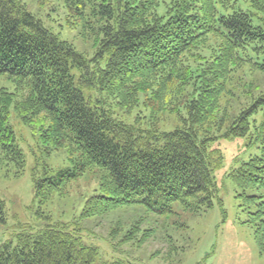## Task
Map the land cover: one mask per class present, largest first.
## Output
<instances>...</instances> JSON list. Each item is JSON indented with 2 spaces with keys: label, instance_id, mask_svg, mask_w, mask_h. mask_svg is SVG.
I'll return each instance as SVG.
<instances>
[{
  "label": "trees",
  "instance_id": "1",
  "mask_svg": "<svg viewBox=\"0 0 264 264\" xmlns=\"http://www.w3.org/2000/svg\"><path fill=\"white\" fill-rule=\"evenodd\" d=\"M70 1L83 33L93 38L90 57L21 0H0V74L10 73L17 83L15 93L0 90V147L18 167L16 176L26 161L8 122L12 111L51 149L70 144L71 167L34 171L40 205L86 172L97 173L99 190L85 200L79 220L151 198L170 204L197 197L193 209L212 208L214 172L225 160L213 144L250 136L261 154L226 175L240 191L264 254V193L249 192L264 190V88L251 80L253 72L264 73V0H248L251 11L237 9L233 0H96L90 15L85 0ZM225 95L237 105L223 107ZM139 107L148 114L138 112L131 121L113 113ZM165 113L177 123L161 125ZM219 204L224 207L221 198ZM135 227L119 244L134 238ZM98 255L65 225L0 244V264H93Z\"/></svg>",
  "mask_w": 264,
  "mask_h": 264
},
{
  "label": "rangeland",
  "instance_id": "2",
  "mask_svg": "<svg viewBox=\"0 0 264 264\" xmlns=\"http://www.w3.org/2000/svg\"><path fill=\"white\" fill-rule=\"evenodd\" d=\"M21 1L62 40L70 42L88 57L93 55V38L83 33V21L70 10L76 4L70 0ZM95 1L85 0L87 15H90ZM233 1L237 9L252 10L248 0ZM163 2L159 12L165 10ZM218 9L223 12L221 5ZM251 80L257 82L254 88H264V82H260L264 80V73L253 72ZM16 85L10 73L0 74V90L15 93ZM18 95V98L22 97V93ZM85 96L88 99L89 93ZM93 98L100 96L93 94ZM222 101L223 107L229 106L230 101L237 105L229 95H225ZM138 112L148 114L140 107L132 114L113 109L114 116L124 121H131ZM176 120V116L165 113L160 124L173 126ZM8 122L15 131L16 144L23 150L26 164L22 174L16 176L18 167L4 159L0 147V198L5 201L0 244L12 241L16 245L19 235L35 233L49 224H56L65 225L83 244L99 249L93 264H264V254L255 241L254 229L246 222L248 214L241 207L240 191L226 175L242 161L261 154L258 144H250V136L220 139L213 144L222 150L225 160L223 167L214 172L218 191L212 208L193 209L197 197L170 204L164 199L151 198L105 216L79 220L85 200L99 190L97 173L86 172L67 184L62 193H56L49 202L40 205L35 198L34 171L42 174L46 168L58 171L71 167L70 144L59 149L44 145L37 130L24 125L14 111ZM249 192L263 194L264 190ZM219 198L223 200L224 207L219 204ZM135 224L134 238L119 244Z\"/></svg>",
  "mask_w": 264,
  "mask_h": 264
}]
</instances>
